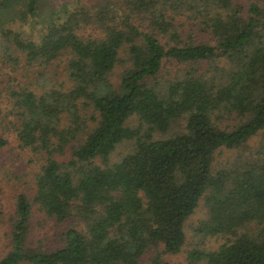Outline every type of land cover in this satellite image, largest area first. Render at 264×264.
I'll list each match as a JSON object with an SVG mask.
<instances>
[{
	"label": "trees",
	"instance_id": "16d2710c",
	"mask_svg": "<svg viewBox=\"0 0 264 264\" xmlns=\"http://www.w3.org/2000/svg\"><path fill=\"white\" fill-rule=\"evenodd\" d=\"M60 58L69 87L22 82ZM168 62L188 67L161 83ZM10 135L42 163L0 264H166L146 255L181 251L202 198L197 232L225 240L187 264H264V0H0V148ZM221 147L241 153L212 173ZM35 210L76 219L60 245L32 241Z\"/></svg>",
	"mask_w": 264,
	"mask_h": 264
},
{
	"label": "rangeland",
	"instance_id": "374dc122",
	"mask_svg": "<svg viewBox=\"0 0 264 264\" xmlns=\"http://www.w3.org/2000/svg\"><path fill=\"white\" fill-rule=\"evenodd\" d=\"M60 2V0H57ZM241 4L247 6L248 3L253 0H239ZM45 22L43 19L37 24V29H32L31 26L25 25L23 28H18V31L23 36H37L39 31H43ZM202 23L198 20L188 19L183 26L184 33H192L195 38L209 42L214 45L213 40L210 39L207 32L203 31L201 27L197 26ZM63 58L58 59L54 64L49 65L46 69L47 72L42 74V77L37 74V71L41 68L33 67L28 71V76L22 75V82L26 84L32 83V86L37 90H43L50 86H56L61 88L69 87L70 83L67 80V76L64 74ZM58 65V66H56ZM56 66V68H55ZM188 67L186 64H173L168 62L165 68H163L159 81L161 83L165 80L172 78L176 73L180 71L177 68ZM44 70V69H43ZM40 79L43 81L40 82ZM63 83V86L60 84ZM47 84V85H43ZM42 85L44 87H42ZM89 117V111H84ZM137 123V119L133 118L128 121L129 125ZM262 133L252 137L249 141V145L257 146L262 138ZM9 143L5 147L0 148V183L2 186V192L0 193V205L2 208V222L0 223V258L4 255L8 249L7 245L9 242V226L8 219L14 210L15 199L19 193H25L28 195L33 194V175L39 170L42 163V157L31 151L28 148H22L18 145L15 136H9ZM263 140V139H262ZM132 148V140H125L119 144L114 151L110 154V162L118 161L122 155L129 152ZM241 153L240 149H227L224 147L219 148L214 153V160L212 164V173L218 171L227 165L229 162H233L237 155ZM206 208L204 205L203 198L200 200L198 206L194 212L187 219L184 229L186 233V241L180 252L176 254H164L158 247H153L152 251L146 255L147 257H155L156 254L160 255V258L166 262V264H187L188 253L190 251H207L216 249L221 244L225 237L222 235L203 236L197 232L196 227L199 222L205 217ZM76 219L69 218V220L63 222H57L53 218L47 217L40 211L35 210L33 218L31 219V239L37 244L47 248L55 247L57 244L60 245L59 235L68 226L74 224ZM253 226H256L255 224ZM148 263V261H147ZM205 264V263H200Z\"/></svg>",
	"mask_w": 264,
	"mask_h": 264
}]
</instances>
